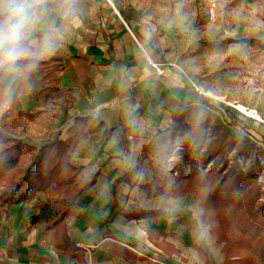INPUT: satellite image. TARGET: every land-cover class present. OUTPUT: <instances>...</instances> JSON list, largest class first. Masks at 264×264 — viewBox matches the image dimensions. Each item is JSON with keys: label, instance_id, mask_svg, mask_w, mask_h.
Here are the masks:
<instances>
[{"label": "rangeland", "instance_id": "rangeland-1", "mask_svg": "<svg viewBox=\"0 0 264 264\" xmlns=\"http://www.w3.org/2000/svg\"><path fill=\"white\" fill-rule=\"evenodd\" d=\"M101 2L139 50L156 53L158 61L151 66L161 78L170 75L174 86L181 79L196 94V104L187 106L192 118L188 131L167 137L176 104L171 99L160 106L165 117L151 127L153 144L146 156L148 172L153 169L161 182L138 186L158 195L167 180L175 197H193L198 230L218 250L219 263H213L200 249L205 264H264V0ZM131 22L143 23L145 36L131 31ZM9 60L0 51V66ZM54 67L11 66L0 77L8 88V99L0 102V133L34 148H26L17 168L0 179V190L25 172L32 175L48 166L53 160L48 146L72 136L73 96L56 88L58 75L50 73ZM235 104L255 110L259 118L238 111ZM78 126L77 136L86 139L88 123ZM140 174L137 167L129 181ZM167 251L168 260L196 258ZM139 255L157 264L152 255Z\"/></svg>", "mask_w": 264, "mask_h": 264}, {"label": "crops", "instance_id": "crops-1", "mask_svg": "<svg viewBox=\"0 0 264 264\" xmlns=\"http://www.w3.org/2000/svg\"><path fill=\"white\" fill-rule=\"evenodd\" d=\"M23 2L26 19L19 41L26 40L42 60L52 55L63 58L57 87L72 94L75 118H89L88 137L79 143L70 161L82 167L84 178L93 173L98 176L78 196L80 206L55 229L45 224L29 227L31 215L38 212L37 204L46 196L37 194L30 202L12 205L9 218L0 221L2 264H130L126 259L129 252L137 256L146 252L157 264H205L200 249L213 263H219L215 244L208 238L205 242L198 230L201 223L194 214L197 206L192 196L175 197L167 180L158 195L138 186L160 185L155 171L148 172L151 127L156 118L164 119L160 106L171 99L185 106L196 104L189 84L180 79L174 86L170 75L161 78L151 66L158 61L156 53L139 50L101 0ZM18 3L0 0V23L17 19ZM129 27L142 35L148 31L143 23L137 27L131 22ZM135 167L142 168L136 186L128 178L126 183L120 180ZM65 238L70 246L64 250L60 244ZM168 249L196 258L190 262L168 260ZM142 258L138 264H153Z\"/></svg>", "mask_w": 264, "mask_h": 264}, {"label": "trees", "instance_id": "trees-1", "mask_svg": "<svg viewBox=\"0 0 264 264\" xmlns=\"http://www.w3.org/2000/svg\"><path fill=\"white\" fill-rule=\"evenodd\" d=\"M117 7L123 14L121 7ZM254 42L252 41V43ZM17 49L18 53L15 56L16 58L0 66V77L4 74L5 69L11 66L22 67L24 70L31 64H37L40 67H47L48 69L55 66L50 70L51 74H54V72L57 73V71L64 68V60L61 56L52 55L48 60H42L33 54L34 48L26 40L19 41ZM31 77L32 74H29L28 79ZM54 80L57 88L59 84L58 76H55ZM7 94L8 88L0 80L1 103L8 99ZM172 102L176 104V107L171 110L172 122L169 126V134L167 137L173 133L188 131L192 128L190 108L178 100L173 99ZM155 103L158 104V102ZM88 119L85 117H76L70 128L72 136L66 140L58 139L48 146L46 153L48 156H53V160L50 161L48 166L44 165V168H41L32 175L25 172L18 180L12 181L8 186H4L0 190V221L3 217L5 219L9 218L10 207L12 205L34 200L39 191L45 192L49 197L37 204L38 212L31 215L29 227L45 224L48 229H55L63 224L65 218L74 208L80 206L77 202L78 196L90 189L95 184L98 176V173H93L87 178H84L81 175L82 167L75 166L70 161V157L77 143L85 138V136L82 138L77 136L76 131L79 127L78 125L86 123ZM26 148L34 149L33 147L25 146L18 139L10 138L0 133V179L5 178L7 174L17 168L21 157L26 153ZM136 170L137 167L127 172L120 180L127 179ZM113 209L114 205L112 211ZM110 219L111 215L106 218V222ZM69 246L70 242L68 238H65L64 242L60 244V248L64 250ZM126 259L130 264H138V261L143 260L141 256L130 252L127 254Z\"/></svg>", "mask_w": 264, "mask_h": 264}, {"label": "clouds", "instance_id": "clouds-1", "mask_svg": "<svg viewBox=\"0 0 264 264\" xmlns=\"http://www.w3.org/2000/svg\"><path fill=\"white\" fill-rule=\"evenodd\" d=\"M14 15L17 19L10 20L6 25L0 23V51L4 52L10 60L14 59L18 53L17 44L26 19L23 0H19Z\"/></svg>", "mask_w": 264, "mask_h": 264}, {"label": "built area", "instance_id": "built-area-1", "mask_svg": "<svg viewBox=\"0 0 264 264\" xmlns=\"http://www.w3.org/2000/svg\"><path fill=\"white\" fill-rule=\"evenodd\" d=\"M234 107L240 111V112H243L245 113L246 115H249L251 116L252 118H259L257 112L255 110H251V109H247L244 105L242 104H235ZM3 258H4V254H3V251L2 249L0 248V264H2L3 262Z\"/></svg>", "mask_w": 264, "mask_h": 264}]
</instances>
